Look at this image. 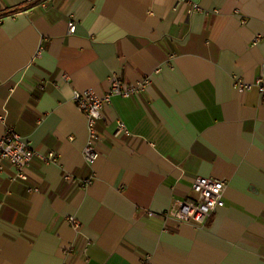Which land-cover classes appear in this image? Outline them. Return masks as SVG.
<instances>
[{
  "label": "crops",
  "instance_id": "0c3cea01",
  "mask_svg": "<svg viewBox=\"0 0 264 264\" xmlns=\"http://www.w3.org/2000/svg\"><path fill=\"white\" fill-rule=\"evenodd\" d=\"M43 1L0 0V137L57 157L3 161L0 264H264V92L234 86L264 82V0ZM111 76L148 83L103 107L88 165L71 94ZM196 177L226 182L203 228L167 214Z\"/></svg>",
  "mask_w": 264,
  "mask_h": 264
},
{
  "label": "built area",
  "instance_id": "2783aa9c",
  "mask_svg": "<svg viewBox=\"0 0 264 264\" xmlns=\"http://www.w3.org/2000/svg\"><path fill=\"white\" fill-rule=\"evenodd\" d=\"M34 1V0H30ZM183 0H177L176 6ZM41 7L46 8L45 1L42 0ZM176 8V7H175ZM195 11L200 10L197 4L193 5ZM76 23L71 19L68 23V32L74 33ZM39 53H37V56ZM109 89L103 96H97L92 90H76L71 94V102L82 112L87 120L88 141L82 150V157L86 164L92 165L97 157L96 146L98 145L96 124L102 120V109L108 104L112 97H130L147 85L148 79H144L135 85L123 84L118 77H109ZM234 86L239 93H244L256 87L260 93L264 92V82L258 78L253 83H246L240 79H234ZM42 88V87H40ZM115 137L129 132L122 121H118L115 126ZM35 158L44 162L55 163L57 157L55 153H41L31 148L29 143L11 128H7L0 137V172L3 170V161H8L15 168V173L12 176V181L27 180L26 171L30 167ZM63 180L67 182H78L81 186L90 185L94 176H90L85 180L77 181L72 175L65 173ZM226 182L213 177H196L191 186V195L178 202L173 208L168 211V215L175 219L178 223L192 222L198 228H203L211 219L214 211L224 205V192ZM68 221L75 229L80 227V224L73 218L69 217Z\"/></svg>",
  "mask_w": 264,
  "mask_h": 264
}]
</instances>
